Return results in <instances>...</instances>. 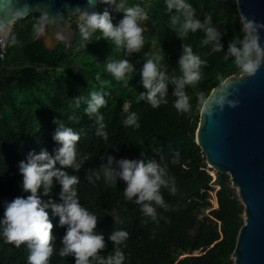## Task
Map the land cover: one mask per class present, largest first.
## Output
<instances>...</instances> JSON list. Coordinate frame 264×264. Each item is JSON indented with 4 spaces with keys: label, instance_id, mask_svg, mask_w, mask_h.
<instances>
[{
    "label": "trees",
    "instance_id": "1",
    "mask_svg": "<svg viewBox=\"0 0 264 264\" xmlns=\"http://www.w3.org/2000/svg\"><path fill=\"white\" fill-rule=\"evenodd\" d=\"M189 2L196 10V18L203 21L205 16L212 17L211 26L221 33V52H213L212 43H202L205 38L202 30L181 37L178 26L171 25L175 10L165 11L164 0H127L129 5L138 3L148 12V19L139 22L144 28V43L139 51L132 53H125L122 46L117 48L99 32L83 42L78 23L72 20L70 25L76 32L73 46L60 42L49 51L42 44L33 43L37 36L32 25L40 21L38 15L26 18L24 24H15L11 34L15 35L18 46L8 44L4 58H0V215L5 200L27 194L20 187L19 163L26 162L29 153H39L42 149L53 154L59 146L53 136L62 123L80 134L77 159L87 156L79 170L66 171L79 178L76 187L81 206L97 215L94 231L104 238V248L98 250L99 254L106 256L114 251L116 246L108 237L116 228H123L128 232L127 240L119 246L125 253L124 264H234L232 255L244 224V206L228 175L216 173L214 179L210 174L195 135L200 100L220 85L217 75L224 79L242 75L231 57L223 59L228 44L242 35L240 15L235 0ZM105 8L113 24H117L123 13L99 0V11ZM184 43L190 44L204 61L199 69L200 79L185 85L189 111L177 112L173 107L175 85L171 80L167 84L168 103L152 108L140 97L147 92L141 83L140 69L146 59L159 55L166 75L179 76L178 59ZM121 58L133 66V72L126 74V84L105 70L107 62ZM90 91H101L106 100L98 114L103 117L107 140L97 135L96 114L84 112ZM77 98H81L79 104ZM125 106L137 113L139 128L123 125L127 116ZM69 116L73 119L69 120ZM176 153L179 157L172 163ZM108 155L114 158L113 167L115 160L123 158L155 160L175 178L174 195L167 188L160 190L167 209L148 202L155 207V220L141 213L140 205L133 202L135 197L133 201L124 200L125 182L118 175L114 183L105 181L103 175L100 179L94 177L93 182L87 180L88 175L106 162ZM59 193L60 186L54 184L49 193L41 194V199L61 203ZM212 193L217 197V208L209 200ZM113 209L122 224L116 223L111 214ZM209 209V216L204 217ZM48 212L54 237L49 264H74L73 256L58 254L67 226L58 224L59 217L53 215L51 208ZM195 252L198 254L194 255ZM27 255L24 244L16 247L0 238V264H27Z\"/></svg>",
    "mask_w": 264,
    "mask_h": 264
},
{
    "label": "clouds",
    "instance_id": "2",
    "mask_svg": "<svg viewBox=\"0 0 264 264\" xmlns=\"http://www.w3.org/2000/svg\"><path fill=\"white\" fill-rule=\"evenodd\" d=\"M96 0H89L95 4ZM106 5L113 7L114 11L122 12V18L117 24H113L111 14L105 8L102 11H82L78 15V29L83 42H87L94 33L110 39L117 48L121 46L125 53L139 51L144 43L142 35L144 28L139 23L148 19V12L138 3L129 5L127 0H102ZM165 11L175 13L171 16V25L178 26L181 37H187L189 33L202 30L205 38L202 43H212L213 52H221V33L212 25V17L205 16L204 20L196 18V10L189 0H164ZM241 37L228 44L223 59L232 58V63L240 74H253L264 60V49L258 43L256 27L260 23L241 15L239 17ZM35 36L39 37L45 30L44 23L37 21L32 25ZM0 32L8 37V44L15 45L17 39L14 34H9L6 23H0ZM83 47V43L81 44ZM183 51L178 59L180 70L179 76L168 77L160 63L162 57L151 56L145 60L140 69L141 83L146 93H141V99H145L152 108H158L167 104V84L169 80L175 85L172 102L177 112H188L190 108L189 96L185 93V85H191L200 79V66L204 63L199 55L193 52L192 46L183 44ZM105 70L117 81L127 83V75L133 72V66L127 59L111 60L106 63ZM221 85H227L222 75H217ZM226 89H218L212 96L202 97L200 100L201 110L211 114L213 106H223L225 103L232 105L234 100H226ZM77 98L76 103H80ZM106 104L101 91H90L86 100L84 112L96 114L99 124L97 135L102 139H108V132L103 124V117L98 114V109ZM126 118L122 121L125 127L139 128L138 115L136 112L128 111ZM69 120L73 117L69 116ZM55 122V121H54ZM80 134L72 127L59 124L53 139L58 147L53 154L46 150L39 153H29L27 161L19 163V172L22 175L20 182L21 190L26 195H18L11 200L3 202V214L0 215V238L16 247L24 244L28 250L27 264H49V258L53 254L54 246L51 243L54 237L51 230L53 224L49 218L48 209L51 208L53 215L59 217L58 224L66 225L65 234L61 238L62 247L59 248V256H73L74 264H124L125 253L121 250L122 245L128 238L127 230L116 228L110 235L109 240L116 246L114 251L108 255L99 254L98 250L104 248V238L99 232L94 231L97 226V215L87 207L81 206L77 196V175L69 174L66 169L73 171L80 169L87 156L77 159L79 153L76 143ZM179 153H176V163ZM106 157V162L100 165L98 171H93L87 176L89 182L93 178L100 179L101 175L107 182L114 183L117 175L125 182L123 197L125 201H133L140 205V211L144 216L156 219V206L167 209L161 194V188H167L171 194H175V178L168 172L166 166H161L155 160L142 159H118ZM62 167H57L56 165ZM117 169L119 171L117 172ZM54 184L60 186L61 203L51 200L43 201L41 194H47L52 190ZM42 190V191H39ZM117 224L123 221L113 209L111 213Z\"/></svg>",
    "mask_w": 264,
    "mask_h": 264
},
{
    "label": "water",
    "instance_id": "3",
    "mask_svg": "<svg viewBox=\"0 0 264 264\" xmlns=\"http://www.w3.org/2000/svg\"><path fill=\"white\" fill-rule=\"evenodd\" d=\"M239 15L260 23L258 43L264 49V0H235ZM99 0H0V23L11 34L15 24L38 15L45 30L33 43L52 51L60 42L73 46L76 32L70 21L82 11H99ZM0 39H8L0 32ZM226 100L235 103L213 106L211 114L201 110L196 143L205 154L206 164L218 174L230 177L244 206L232 258L234 264H264V60L253 74L225 79ZM188 256V255H187Z\"/></svg>",
    "mask_w": 264,
    "mask_h": 264
},
{
    "label": "rangeland",
    "instance_id": "4",
    "mask_svg": "<svg viewBox=\"0 0 264 264\" xmlns=\"http://www.w3.org/2000/svg\"><path fill=\"white\" fill-rule=\"evenodd\" d=\"M33 20H36V18H33ZM23 21H26V20L23 19V20H20V21L17 22V23H18V24H24ZM72 21L75 22V23H78V24H79L78 16L73 17V18H72ZM16 45H17V44H16ZM17 46H18V45H17ZM79 67H81V66H79ZM199 110H200V113H201V109H199ZM208 169L210 170V174H211V175H212L211 172L214 173L212 176H213V178L215 179V177H216V172H215V170H213V169H211V168H209V167H208ZM209 200H210V202L212 203L213 208H217L218 203H217V197H216L215 193H212V194H211ZM210 210H211V209L207 210L203 216H204V217L209 216V212H210ZM197 254H198V252H195V253H194V255H197Z\"/></svg>",
    "mask_w": 264,
    "mask_h": 264
},
{
    "label": "built area",
    "instance_id": "5",
    "mask_svg": "<svg viewBox=\"0 0 264 264\" xmlns=\"http://www.w3.org/2000/svg\"><path fill=\"white\" fill-rule=\"evenodd\" d=\"M8 39H0V47H1V53L0 58L3 59L6 52H7V46H8Z\"/></svg>",
    "mask_w": 264,
    "mask_h": 264
},
{
    "label": "bare ground",
    "instance_id": "6",
    "mask_svg": "<svg viewBox=\"0 0 264 264\" xmlns=\"http://www.w3.org/2000/svg\"><path fill=\"white\" fill-rule=\"evenodd\" d=\"M212 173V175L214 174L213 172H211Z\"/></svg>",
    "mask_w": 264,
    "mask_h": 264
}]
</instances>
